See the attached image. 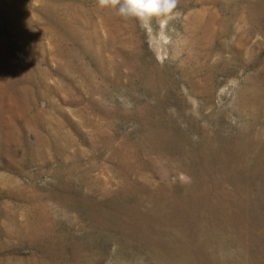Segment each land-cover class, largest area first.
Returning a JSON list of instances; mask_svg holds the SVG:
<instances>
[{
  "label": "rangeland",
  "instance_id": "1",
  "mask_svg": "<svg viewBox=\"0 0 264 264\" xmlns=\"http://www.w3.org/2000/svg\"><path fill=\"white\" fill-rule=\"evenodd\" d=\"M0 264H264V0H0Z\"/></svg>",
  "mask_w": 264,
  "mask_h": 264
},
{
  "label": "clouds",
  "instance_id": "2",
  "mask_svg": "<svg viewBox=\"0 0 264 264\" xmlns=\"http://www.w3.org/2000/svg\"><path fill=\"white\" fill-rule=\"evenodd\" d=\"M101 7H112L123 18H137L149 24L153 17L171 18L177 0H98Z\"/></svg>",
  "mask_w": 264,
  "mask_h": 264
}]
</instances>
